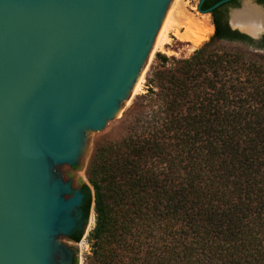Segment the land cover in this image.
<instances>
[{
	"label": "trees",
	"instance_id": "1",
	"mask_svg": "<svg viewBox=\"0 0 264 264\" xmlns=\"http://www.w3.org/2000/svg\"><path fill=\"white\" fill-rule=\"evenodd\" d=\"M262 50L214 23L186 57L155 54L85 169L89 264H264Z\"/></svg>",
	"mask_w": 264,
	"mask_h": 264
},
{
	"label": "water",
	"instance_id": "2",
	"mask_svg": "<svg viewBox=\"0 0 264 264\" xmlns=\"http://www.w3.org/2000/svg\"><path fill=\"white\" fill-rule=\"evenodd\" d=\"M174 1L0 0V264H72L84 195L63 170L127 103Z\"/></svg>",
	"mask_w": 264,
	"mask_h": 264
},
{
	"label": "rangeland",
	"instance_id": "3",
	"mask_svg": "<svg viewBox=\"0 0 264 264\" xmlns=\"http://www.w3.org/2000/svg\"><path fill=\"white\" fill-rule=\"evenodd\" d=\"M184 3H186L185 8L189 13H192L196 19L199 21L201 26H204L207 24V16L206 15H200V13H195V8L191 9L189 6L194 7V1L193 0H182ZM209 25V24H208ZM210 26V25H209ZM212 33V30L210 33L206 34V38L202 41H200L198 44H194L191 41H187L184 39H179L175 37L174 35H169V42L165 45L164 51H157L153 53L151 62L149 63L147 69L145 70L143 74V81L141 89L138 93L134 94L130 100L125 104V106L121 109L120 114H118L117 117H113L110 120L109 129L104 134L99 133H93V132H87L86 136V148H85V160L84 165L80 168L76 169L73 172H63L67 174L68 176H71L73 180L76 178H79L82 180L86 185V175H85V169L87 167V164L93 154L94 148L98 144H103L110 141H116L123 137L126 133V129L128 125L132 122L131 115L127 112L129 106L131 103L135 100V98L140 95L144 94L146 91V88L148 86L147 79L149 78L151 74V70L154 67L156 60H155V54L161 53L162 55L166 57H186L190 52L197 48L199 45H201L204 41L207 40L208 36ZM233 47H238L243 49L240 45L237 44H231ZM230 47V46H229ZM262 55H264V51H258ZM89 191L91 193V188L89 187ZM86 227L82 232V235L80 237V240L78 241L77 245V256H76V264H89L88 263V256L90 255V247H89V241L87 239V234L89 230L93 226V211H92V205L90 206L88 213H87V219H86Z\"/></svg>",
	"mask_w": 264,
	"mask_h": 264
},
{
	"label": "flooded vegetation",
	"instance_id": "4",
	"mask_svg": "<svg viewBox=\"0 0 264 264\" xmlns=\"http://www.w3.org/2000/svg\"><path fill=\"white\" fill-rule=\"evenodd\" d=\"M194 7L189 6V8L194 9L195 13H200V15H206V22L214 29V23H218L220 27H225L230 31H235V33L245 36L250 39L254 45L264 43V16L263 24H261L258 31L255 34L250 33L246 30L249 8L257 9L264 15V0H193ZM219 4L215 5L217 2ZM249 5V6H248ZM243 21V22H242ZM243 24V25H242ZM252 35H256L254 38ZM237 44L244 45L243 42H236ZM246 45V44H245ZM71 182L78 188V190L84 195L83 201V211H82V221L76 231L73 233L71 238L65 244V246L71 251L72 248H77L78 241L82 235L83 230L86 227L87 213L86 211V192L83 185L85 184L79 178L75 180L71 176L65 174ZM79 236L78 239L76 237ZM73 253V252H72ZM76 255L72 261V264H76ZM73 253V254H75Z\"/></svg>",
	"mask_w": 264,
	"mask_h": 264
},
{
	"label": "bare ground",
	"instance_id": "5",
	"mask_svg": "<svg viewBox=\"0 0 264 264\" xmlns=\"http://www.w3.org/2000/svg\"><path fill=\"white\" fill-rule=\"evenodd\" d=\"M185 5L186 3L182 0H175L173 2L157 44L142 63L141 69H139L134 81L131 84L130 96L127 102L134 94L140 91L143 74L151 62L153 53L165 50V45L169 42V35H174L179 39H184L191 41L194 44H198L206 38L207 33L211 32L212 27L209 26L208 23L201 26L196 17L186 10ZM247 16L248 21L246 23L247 25H245L246 30L255 34V32L259 30L261 24H263L264 15L257 9L249 8ZM120 111L121 109H117L114 116L117 117L118 114H120Z\"/></svg>",
	"mask_w": 264,
	"mask_h": 264
}]
</instances>
